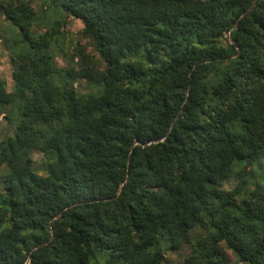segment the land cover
Returning <instances> with one entry per match:
<instances>
[{"label": "trees", "instance_id": "trees-1", "mask_svg": "<svg viewBox=\"0 0 264 264\" xmlns=\"http://www.w3.org/2000/svg\"><path fill=\"white\" fill-rule=\"evenodd\" d=\"M252 2L0 0V264H264Z\"/></svg>", "mask_w": 264, "mask_h": 264}, {"label": "rangeland", "instance_id": "rangeland-1", "mask_svg": "<svg viewBox=\"0 0 264 264\" xmlns=\"http://www.w3.org/2000/svg\"><path fill=\"white\" fill-rule=\"evenodd\" d=\"M67 20L69 22V34L74 36L78 31L83 28L82 20L78 18H74L72 16H68ZM57 64L62 66L65 64V60L62 58L56 59ZM14 67V63L9 57V55L5 52H0V79L6 82V89L10 91L13 88V80H12V70ZM77 88L81 91H86V85L83 81H79L77 83ZM14 132V126L4 120L0 119V135L1 137L12 135ZM32 158L36 165H40L43 160L42 154L38 150H33ZM232 181H228L224 183V187L230 188L232 186ZM222 251L226 257V264H245L244 262L238 261L237 258L234 256L231 250L227 249L224 243L220 244ZM188 246L184 245L181 249L173 252H168L166 257L169 259L170 264H178L187 254H188Z\"/></svg>", "mask_w": 264, "mask_h": 264}, {"label": "water", "instance_id": "water-1", "mask_svg": "<svg viewBox=\"0 0 264 264\" xmlns=\"http://www.w3.org/2000/svg\"><path fill=\"white\" fill-rule=\"evenodd\" d=\"M255 2H256V0H253V2H252V4H251V6L248 8V10L244 13V14H242V17L254 6V4H255ZM227 37H228V34L226 35Z\"/></svg>", "mask_w": 264, "mask_h": 264}]
</instances>
